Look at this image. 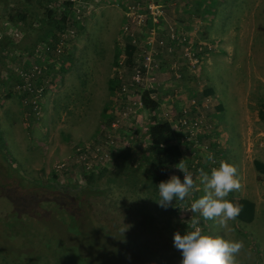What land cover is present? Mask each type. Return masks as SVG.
I'll return each mask as SVG.
<instances>
[{
  "label": "rangeland",
  "instance_id": "obj_1",
  "mask_svg": "<svg viewBox=\"0 0 264 264\" xmlns=\"http://www.w3.org/2000/svg\"><path fill=\"white\" fill-rule=\"evenodd\" d=\"M62 1L14 0L13 5L29 10L28 18L16 24L0 16V82L5 81L0 83V144L7 154L0 156V168L10 172L17 167L16 173L41 183L55 180L79 185L85 183L90 171H96L93 182L101 187L111 185L113 191L107 198H89L93 212L99 218L114 214L122 221V210L110 200L122 209L128 206L126 218L134 216L135 206L146 195L149 201L150 196L157 197L151 166L142 158L149 141L151 113L137 97L151 90V97L160 103L159 117L172 123L193 99L211 103L199 109L201 117L190 110L191 118L210 123L199 128L198 143L191 135L180 139L183 156L170 174L183 180L184 172L179 169L183 165L184 171L192 174L193 188L184 200L176 199L174 210L156 205L159 224L154 221L149 227L151 214L147 213L141 235L148 245L139 247L129 259L140 261L138 264L145 263L142 258L159 263L161 256L166 258L165 251L181 253L173 245L174 233L199 228L202 234L242 241L236 264H264V174L254 166L255 159L264 161V0H73L64 27L73 28L72 36L58 51L54 47L60 43L61 32H47V39L55 43L48 50L38 44L49 11L45 6L58 7ZM5 33L9 38L4 39ZM129 40L137 46L131 65L123 51ZM188 44L199 59L193 67L185 54ZM251 49L261 53L258 59L251 57L247 62L244 57L237 67L233 64L230 73L211 55L231 51L235 59L236 50L244 53ZM144 64L146 73L136 76L135 70ZM25 71L39 81L43 88L40 95L17 88ZM135 76L141 82H135ZM110 79L117 87L114 93ZM206 87L216 88L223 110L216 109L219 101L203 98ZM207 124L212 126L204 132ZM204 143L217 145L215 162L208 159L211 153L203 151ZM127 146H131L130 161L111 170L115 155ZM222 162L236 167L240 184L224 199L247 197L256 202L255 219L250 223L237 218L222 223L219 217L205 219L199 212H191L192 202L205 194L201 170L210 174ZM112 180L115 182L109 183ZM3 203L0 208L7 209L8 202ZM46 219L43 226L56 233L45 234L46 240L56 252L65 254L67 264H130L119 261V246L113 252L118 243H107L103 257L93 254L95 248L92 255L74 256V247L89 252L88 233L75 237ZM133 221L127 220L135 226ZM12 244L17 247L19 243ZM176 260L181 264L182 256ZM0 264L7 263L0 258Z\"/></svg>",
  "mask_w": 264,
  "mask_h": 264
},
{
  "label": "trees",
  "instance_id": "obj_2",
  "mask_svg": "<svg viewBox=\"0 0 264 264\" xmlns=\"http://www.w3.org/2000/svg\"><path fill=\"white\" fill-rule=\"evenodd\" d=\"M13 2L14 0H0V10H2V15L0 14V16H3V19H5L3 21L19 24L20 21H25L28 18L30 12L24 7L13 5ZM72 5L73 0H63L61 4L59 3V9H56L58 7L51 8L45 6L49 11L47 17L44 16L46 21L45 25H43L44 32L40 40L41 42L38 44L44 45V48L48 46L47 49L50 48L49 50L53 48V44L47 39L48 35L46 36V33L48 32L50 34L51 32L54 34L56 31L62 32L64 30L68 17L71 14ZM2 30L5 32L3 24ZM3 36H6L4 39L9 38L6 33ZM45 42H47V44H44ZM136 49L137 46L133 41H127L123 49L127 55V64L131 65L133 63V54ZM31 51L33 52V50ZM0 83L4 84V79L1 80ZM109 88L112 93H114L117 88L113 79L109 81ZM213 92V87H206L203 90V95L207 97L213 94ZM151 96V90H144L137 99H139V103L141 101L142 107L149 110L151 113L149 118V141L146 146V155L142 158L147 160L151 166L152 181L157 197L151 199L150 196L149 201V195H146V197L135 206L136 208L134 207L135 214L134 216L132 215V217L129 215L131 218L128 215L126 218L123 217V215L127 214L129 211L128 206L122 209L117 206L112 199L110 200V204H115V208L123 212V214H119L122 221L114 214L99 218L93 212L89 198L100 196L107 198L109 194L112 193L113 189L111 185L101 187L93 182L92 179L94 175L97 174L95 173L96 171H90V173L85 176V183L79 185L77 182L62 183L55 180L41 183L26 179L21 173H16L17 167L14 171L10 172L7 171L6 167L0 168V203H5L6 201L9 203H6L7 209L0 208V258L5 263L67 264L66 262H68V259L65 254L61 252V250H59L60 252H56L51 245L52 243L46 240L47 234H56L52 229L48 228L47 225L43 226L44 222L46 220L48 221V219H46L48 217L59 229L64 228L67 233L75 237L88 233V243L89 247H91L89 252H84L81 248L74 247L71 249L74 256L83 257L92 255V248H95L93 254L100 253V257L102 256V251L108 246L107 243H118L115 249L113 250L111 248L110 251L113 250L114 252L119 246L122 254L119 261H131L130 264H138V262H140L135 261L134 258L130 260L129 256H134L135 251H137L139 247L143 248L148 245L142 239L141 235L144 230V217L150 212L151 216L148 219L150 222L149 227L154 226L152 223L154 221L159 224V217L156 213L157 206H160L158 203L160 199L158 185L161 181H166L170 178L174 166L180 162L183 156V148L179 142L182 133L174 130L169 120L159 117L157 111L160 103L156 98ZM261 116L264 118V111H262ZM216 148L217 145L214 147L211 146L212 153L215 152ZM117 153L118 155H115L116 158L114 160L115 166L113 165L114 167H112L111 170H118L123 163L125 165L130 161L131 146L124 147ZM2 154H5V156L7 155L4 146L0 144L1 157ZM215 158L218 160L217 154ZM254 166L258 172L264 174V161L255 159ZM106 169L107 168L104 170ZM102 172L104 171L99 170L98 173ZM114 182L115 180H112L109 183L112 184ZM149 193L152 194L151 192ZM229 201L241 205V211L235 218L248 223L255 219L256 202L254 200L247 197L236 198L230 196ZM175 202L176 199L168 206L171 210H174L172 206ZM135 217L138 220H136ZM133 218L135 221H133ZM128 219L133 221L135 226L129 225V222H127ZM125 228L126 230L123 232ZM137 233L140 234L137 235ZM7 241H10L11 244H8ZM15 242L19 243L17 247L12 244ZM136 242L139 246L135 248ZM6 246L8 247L7 249ZM22 247L31 248L34 252L29 253L31 250L24 251ZM155 250H157L159 254H164L162 250ZM116 252H118V250ZM165 252L166 260L161 256V258H159V263L150 261L148 258H142L141 262L144 261V264H177L176 259L181 256V253L173 252L169 255L168 251ZM113 263L117 264V261H113Z\"/></svg>",
  "mask_w": 264,
  "mask_h": 264
},
{
  "label": "clouds",
  "instance_id": "obj_3",
  "mask_svg": "<svg viewBox=\"0 0 264 264\" xmlns=\"http://www.w3.org/2000/svg\"><path fill=\"white\" fill-rule=\"evenodd\" d=\"M208 159L212 160L213 156L209 155ZM179 169L184 172L183 180L173 175L158 185V203L162 207H168L174 199L184 200L193 188L192 174L185 172L183 165ZM201 182L204 184L205 194L192 202L191 212H199L205 219L219 217L222 223L239 215L241 205L224 199L230 191L240 187L234 165L222 162L210 174L201 170ZM125 230L126 228L123 232ZM173 245L181 252V264H236V254L243 247V242L202 234L196 228L183 234L174 233Z\"/></svg>",
  "mask_w": 264,
  "mask_h": 264
},
{
  "label": "built area",
  "instance_id": "obj_4",
  "mask_svg": "<svg viewBox=\"0 0 264 264\" xmlns=\"http://www.w3.org/2000/svg\"><path fill=\"white\" fill-rule=\"evenodd\" d=\"M153 4H150L149 7L150 8H153ZM72 33H73V28H67V29H64L62 32H61V38L59 40V44H57L56 47H54L56 50H61V46L63 45V43L66 42V40L69 39L70 36H72ZM178 39H180L179 36H177ZM182 40L183 41H186V37H182ZM55 46V43L53 44ZM48 47V46H47ZM45 47V48H47ZM50 49V48H49ZM48 49V50H49ZM185 54L187 56V59L189 61V64L193 67V66H196L197 63L199 62V59L198 57L196 56V52H195V49H192V45H187L186 48H185ZM150 59V57H148ZM146 64L140 66V68H137L135 71H136V76H140L142 74H145L146 71H147V68H146ZM26 74L24 77H21L18 78V81L16 84L17 85V88L21 89L26 92V93H36L40 95V93L42 92L43 88L41 86H39V81L36 80V77L35 79H33V75L30 76L29 72L25 71ZM41 73V72H40ZM39 73V74H40ZM133 78V80L136 82H141V80L136 77ZM33 77V78H32ZM125 85V84H124ZM148 88V87H147ZM123 89H126V85L123 87ZM150 89V88H148ZM33 103V102H32ZM140 104L141 101H140ZM207 104L205 103H202V102H198L196 103V101L193 99L192 100V104L190 105V109L189 108H185L182 113H181V116L179 117L178 121L176 123H172L170 119H167L169 120L172 125H173V128L174 130L176 131H180L182 133V136L180 139L184 140L182 137L184 136L188 138V135H191V136H194L192 139L195 141V143H198L199 142V137H197V133L200 132L199 134L202 133V131L199 130V128L202 129V126L204 123H210V122H207L206 120H202L200 118H191L189 113H190V110L193 109L194 111L197 112L198 116H202L201 115V108L203 107H206ZM36 107V106H35ZM200 109V110H199ZM212 125L211 124H207L206 125V129H204V132H206V130H210L209 128L211 127ZM187 127L189 129H186L184 130V128ZM199 130V131H198ZM198 134V135H199ZM202 149L203 151H208V153H211L210 155L213 156V153L211 151V146L208 144V143H204V145L202 146ZM198 159L197 160V163L199 162V158H196ZM213 162H215V159H214V156H213V159L211 160ZM193 166H197V164L193 165Z\"/></svg>",
  "mask_w": 264,
  "mask_h": 264
},
{
  "label": "crops",
  "instance_id": "obj_5",
  "mask_svg": "<svg viewBox=\"0 0 264 264\" xmlns=\"http://www.w3.org/2000/svg\"><path fill=\"white\" fill-rule=\"evenodd\" d=\"M225 52L221 51V52H218V53H213L211 55H213V57H215V58L220 59L221 65L224 68L226 67L225 69L228 71V73H230V71L233 70V64H234L235 67H237V65H239L240 62H242L245 58L247 59L246 60L247 62H250L251 57H254L255 59H258L257 57L260 56V54H261L260 52L256 53L252 49L251 50H247L244 53H241L240 50H236V53H235L236 54L235 55L236 58L234 59V57L232 58V56H234L233 52H231V51H225ZM254 60H252V61H254ZM222 63H224V64H222ZM213 90H214L213 94H211V95H209L207 97L203 95V92L201 93V95L203 96L204 99L206 98L207 100H209V98L211 97V99H213V102H218L219 100L216 99L218 91L216 90L215 87H213ZM208 104H209V106H211V103H208ZM208 104H207V106H208ZM215 106H216V109H219V110H223V108H225V107H223L224 105H223L222 101H219L218 105H217V103H215Z\"/></svg>",
  "mask_w": 264,
  "mask_h": 264
}]
</instances>
